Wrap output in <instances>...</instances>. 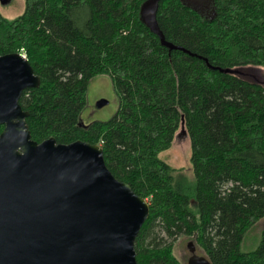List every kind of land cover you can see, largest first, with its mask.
Segmentation results:
<instances>
[{"label": "trees", "instance_id": "obj_1", "mask_svg": "<svg viewBox=\"0 0 264 264\" xmlns=\"http://www.w3.org/2000/svg\"><path fill=\"white\" fill-rule=\"evenodd\" d=\"M147 1L25 0L13 20L0 11V56L25 55L41 79L20 100L32 139L100 145L114 177L148 201L138 264H184L174 252L183 235L212 264H264V86L238 75L264 67V0H161L167 45L143 20ZM100 75L118 110L83 125ZM183 124L193 181L159 158ZM259 223L257 246L244 250Z\"/></svg>", "mask_w": 264, "mask_h": 264}, {"label": "water", "instance_id": "obj_2", "mask_svg": "<svg viewBox=\"0 0 264 264\" xmlns=\"http://www.w3.org/2000/svg\"><path fill=\"white\" fill-rule=\"evenodd\" d=\"M160 1L148 0L142 16L166 44ZM40 85L25 55L0 56V264H138L136 239L150 204L114 177L100 145L32 139L20 100ZM180 132L187 137L184 124ZM187 248V264H212L193 242Z\"/></svg>", "mask_w": 264, "mask_h": 264}, {"label": "rangeland", "instance_id": "obj_3", "mask_svg": "<svg viewBox=\"0 0 264 264\" xmlns=\"http://www.w3.org/2000/svg\"><path fill=\"white\" fill-rule=\"evenodd\" d=\"M187 3H196L190 0H185ZM210 0H198L199 5L205 6ZM198 5V4H197ZM25 0H11L6 5H1V14L9 20H13L23 14L25 11ZM239 77L250 81L261 83L264 86V67L247 66L239 68ZM101 101H106L103 107H99L98 104ZM119 107V97L115 91L113 80L110 76L100 75L91 80L87 92V105L82 113V119L86 124L102 121L106 122L112 119ZM179 132L169 150L162 152L159 158L169 164L171 167L182 170L185 176L193 181L194 172L192 165V148L191 142L186 137L180 138ZM263 225L259 223L253 228L246 236L243 249L251 250L255 248L260 239V233ZM193 242L192 239L187 236H179L174 241V252L177 258H179L184 264L188 262L191 257L187 245ZM196 245V244H195ZM197 247V246H196ZM197 254L199 256H205L204 252L197 247Z\"/></svg>", "mask_w": 264, "mask_h": 264}]
</instances>
